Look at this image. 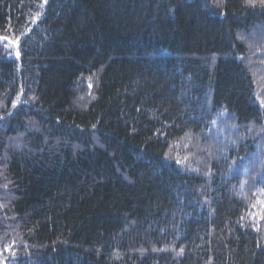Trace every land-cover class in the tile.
Instances as JSON below:
<instances>
[{
	"label": "trees",
	"instance_id": "obj_1",
	"mask_svg": "<svg viewBox=\"0 0 264 264\" xmlns=\"http://www.w3.org/2000/svg\"><path fill=\"white\" fill-rule=\"evenodd\" d=\"M0 264H264V0H0Z\"/></svg>",
	"mask_w": 264,
	"mask_h": 264
}]
</instances>
